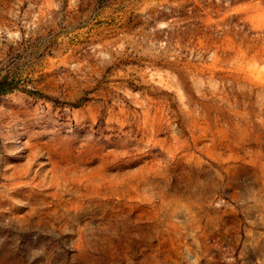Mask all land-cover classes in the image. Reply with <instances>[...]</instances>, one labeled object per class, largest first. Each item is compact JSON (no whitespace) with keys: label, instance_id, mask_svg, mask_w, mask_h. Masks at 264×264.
<instances>
[{"label":"rangeland","instance_id":"1","mask_svg":"<svg viewBox=\"0 0 264 264\" xmlns=\"http://www.w3.org/2000/svg\"><path fill=\"white\" fill-rule=\"evenodd\" d=\"M0 264H264V0H0Z\"/></svg>","mask_w":264,"mask_h":264}]
</instances>
